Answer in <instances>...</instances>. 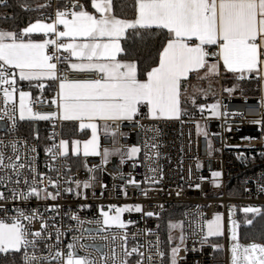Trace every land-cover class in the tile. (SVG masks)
Listing matches in <instances>:
<instances>
[{
    "label": "snow or ice",
    "instance_id": "snow-or-ice-1",
    "mask_svg": "<svg viewBox=\"0 0 264 264\" xmlns=\"http://www.w3.org/2000/svg\"><path fill=\"white\" fill-rule=\"evenodd\" d=\"M4 3L5 0H0V4ZM21 7L26 11L49 9L52 0L42 3L35 0L34 8L28 0H21ZM153 39L160 44L157 58L152 66L143 68L133 53L138 44ZM209 57H215V61L209 63ZM221 63L226 72L238 74L237 80L245 79L246 74L264 78V0H57L52 14L41 13L35 22L20 31L0 29V100L5 105L11 104L5 114L17 111L15 98L18 95L20 120L76 121L79 130L91 131L90 139L84 141L61 138L57 142L53 133L49 137L51 145L45 147L49 157L48 173L35 168V157L29 155L36 153L35 146L22 153L20 148L26 146L27 141H12L8 145L0 141V173H3L0 188L7 189V193L0 191V202H3L0 211L5 213L4 218H0V254L14 258L16 253H21L23 264H95L78 255L75 243L68 244L66 252L61 249L63 232L57 227L55 217L46 218L39 208L25 211L21 207H16L15 215L8 217L4 204L32 198L56 200L60 196L61 182L74 183L79 188L81 182L69 175L71 168L66 162L73 156H101L104 163L117 154L121 155V163L133 159L141 152L138 146L128 147L126 153L119 148L101 151L98 122H103V134L110 135L115 144L117 138L124 135L119 131V124L136 121L142 108L147 109L150 119L179 118L182 81L188 80L191 73L199 74L201 69L205 73L200 79L219 75ZM61 65L66 66L65 71L71 69L97 76L68 80L59 68ZM46 80L59 81L57 113L33 112L32 107L25 104L30 93L19 86L21 81H28L30 86L35 81L34 86L42 90ZM224 90L231 93L235 87ZM210 91L211 86L207 91L194 87V92L204 95ZM190 99L195 105V95ZM51 103L57 104V100ZM206 107L213 116L220 115L219 102L200 105L199 109L203 113ZM10 119L15 128L16 116ZM109 122L117 123V130H113ZM199 127L197 125L198 130ZM36 139H39L38 133ZM150 147L155 149L157 145L153 143ZM6 148L11 149V155L5 154ZM97 167L99 165L89 166L85 160L88 172ZM196 167L201 165L198 163ZM220 175V172L212 173L214 177ZM90 179L82 182L85 189L91 187ZM127 183L137 182L133 178ZM133 210L140 212L141 206L110 205L108 210L101 209L103 223L124 229L133 221L123 220L122 214ZM45 211L58 215L59 205H50ZM243 211L261 215L259 208L247 207ZM146 215L151 217L154 213ZM70 218L79 220L76 215ZM253 219L246 223L251 225ZM220 220L217 214L214 220L207 222L208 235L220 234ZM33 223H39L38 230H31ZM169 227L182 229L183 225L176 223ZM123 239L127 240V234ZM231 239L237 240L234 230ZM179 241L172 248L171 264H177L176 258L185 241L183 233ZM38 251L47 255H37ZM138 251L135 247L130 251L125 249V255L132 256ZM231 252L232 264H264V244L236 243Z\"/></svg>",
    "mask_w": 264,
    "mask_h": 264
},
{
    "label": "built area",
    "instance_id": "built-area-1",
    "mask_svg": "<svg viewBox=\"0 0 264 264\" xmlns=\"http://www.w3.org/2000/svg\"><path fill=\"white\" fill-rule=\"evenodd\" d=\"M56 4L57 0H52V8L44 9V14H52ZM59 68L68 80L94 79L97 76L96 73L71 69L65 71L63 65ZM243 80L246 78L237 81ZM19 86L23 89L21 82ZM46 87L42 90L37 88L38 94L31 97L27 106L32 107L33 112L57 113L59 100L48 96ZM54 99L57 104L51 103ZM217 102L220 104L219 116H213L207 107L203 113L199 109L200 105ZM15 104L17 111L5 114L11 104L5 105L0 100V141L5 145L12 141H27V145L20 148L22 153L35 146L36 153H29L35 157V168L38 172L48 173L46 164L49 157L45 154V147L51 145L49 137L53 133L57 142L64 139L66 121L20 120L19 103L15 101ZM13 115L17 118L15 128L10 119ZM27 121L35 125V132L30 131ZM136 121L119 124V131L124 135L119 136L115 144L110 135L102 132L99 136L101 151L119 148L126 153L128 147L138 146L141 152L136 157L126 159L124 163H121L119 154L110 156L107 163L101 156L84 157L80 163L71 157L66 161L71 168L69 175L81 182L79 188L74 183L61 182L60 196L56 200L8 201L4 204L7 216L15 215L16 207L25 211L39 208L46 218L55 217L57 227L63 232L61 249L66 252V246L75 243L78 255L95 264H123L124 261L127 264H165V242L158 221L169 207L179 205L182 206L185 241L176 258L177 264H217V248L209 240L224 238V224L230 206L264 207V191H261L264 187V160H261L264 156V96L226 95L220 87L215 99L202 102L193 110L183 111L179 118L150 119L141 113ZM109 123L113 130H117V123ZM37 133L39 139H36ZM153 143L157 145L155 149L150 147ZM5 154L11 155V149L6 148ZM85 160L89 166L99 167L90 173L85 168ZM198 163L200 168L196 167ZM213 172L221 175L214 177ZM234 174L239 175L233 179ZM90 177L91 187L85 189L82 182ZM133 178L136 184L127 183ZM65 188L72 191H64ZM48 190L54 191L52 188ZM0 191L7 193L5 188H0ZM50 205H59L58 215L45 211ZM110 205H140L141 211L123 214V220L133 221L126 228L109 227L103 223L101 209L108 210ZM148 212L154 215L149 217L146 215ZM217 214L221 217L222 230L219 235H208L207 222L214 220ZM73 215L79 220H72L70 217ZM4 216L5 213L0 211V218ZM39 227V223H33L31 230ZM125 234L126 241L123 239ZM179 236L175 237V244L180 243ZM228 241L226 235L223 247L226 253L229 252ZM133 247L139 250L138 253L126 256L125 249L130 251ZM159 252L165 255L161 257ZM37 255L47 253L38 251ZM223 263L229 264L227 259ZM0 264H23L22 254L16 253L14 258L0 254Z\"/></svg>",
    "mask_w": 264,
    "mask_h": 264
},
{
    "label": "trees",
    "instance_id": "trees-1",
    "mask_svg": "<svg viewBox=\"0 0 264 264\" xmlns=\"http://www.w3.org/2000/svg\"><path fill=\"white\" fill-rule=\"evenodd\" d=\"M32 6L35 7V0H28ZM39 2H44V0H39ZM5 4L7 6H5ZM44 9L40 11H26L21 7V0H5L4 4H0V29L4 30H13L20 31L21 29L27 27L30 23L34 22L37 18L41 16V13H44ZM123 43V42H122ZM160 47V44L157 43L156 39H153L150 42H147L143 45H137L133 55L137 56L141 61V67L147 68L153 65V61L157 58V51ZM227 83L229 87H235L239 93L247 95H255L259 93V84L254 79H246L243 81H237L233 74L224 73L222 76V84ZM23 88L30 89L33 96L38 94L37 87L30 86L29 83L22 84ZM55 83H47L46 93L48 96H53L55 93ZM216 96L210 98H198L195 105L188 101L183 100V105L186 110H193L195 107L206 101H211L215 99ZM26 125L30 128V131L35 132V125L31 121H27ZM31 134V133H30ZM76 126L72 127L71 135H77ZM264 160V156L261 158ZM239 174H234L233 179L236 178ZM239 182V180H238ZM241 188V187H240ZM230 191V190H229ZM241 192V190H240ZM182 206L176 205L171 206L164 212L159 218V229L161 230L164 242H165V251H166V262L168 252L173 244H175V229L169 227L170 224L182 223ZM255 218L253 219V217ZM237 218L240 222V237L244 243H261L264 244V207L261 208V215H255L254 213H243L240 209L237 213ZM253 219L251 225L246 223V220ZM169 236L172 239H169ZM221 240V239H217ZM215 256L218 259L217 264H223L224 254L221 251H216ZM165 262V264H166Z\"/></svg>",
    "mask_w": 264,
    "mask_h": 264
},
{
    "label": "crops",
    "instance_id": "crops-1",
    "mask_svg": "<svg viewBox=\"0 0 264 264\" xmlns=\"http://www.w3.org/2000/svg\"><path fill=\"white\" fill-rule=\"evenodd\" d=\"M118 58H120V57H118ZM214 61H215V57H209V63H212ZM204 73H205V70L204 69H201L200 72H199V74H197V73H191L189 75L188 80L182 81V104H181L182 111H181V113L186 110L185 107H184V105H183V100H188V101L191 102V99H190V97H189L188 94H190L191 91L193 93L194 87L198 86L199 88H202V89L206 90V83L208 82V84H209L208 87L211 86V90H212L213 85L211 84V81L210 80L212 79V77H215L216 76L220 80V87L223 89V84H222V76H223V74L224 73L233 74V73H230V72H226L224 70L223 66H222V63L220 65V67H219V75H213V76H209L206 79H200L199 77H203L204 76ZM233 75L235 76V74H233ZM246 79H254V80H256L258 82V84H259V93L258 94H261L262 96H264V78H258V77H254V76H252L250 74H246ZM49 82H54L55 83V89H56L55 90V93L51 97L58 99V95L57 94H58V91H59V81L58 80H46L43 83L45 85H47V83H49ZM25 83H29V82L28 81H21V84H25ZM32 83L33 84H36L37 82L34 81ZM185 89H186V92L184 91ZM218 93L216 95H214V96H217ZM32 96H33V94H32ZM204 96L205 95H203V97ZM141 113H143V114H145V116H147V109L146 108H142ZM98 124L101 125L100 131H99V136H100V134L103 132V127H102L103 122L100 121V122H98ZM74 126H76V128H77V132H78L77 135H71L72 127H74ZM90 136H91L90 129H85L83 131L79 130V122H76V121H66L65 128H64V139H72V140L84 141V140L90 139ZM72 158L75 159L77 163L78 162L80 163V161L84 157L81 155L79 157L73 156Z\"/></svg>",
    "mask_w": 264,
    "mask_h": 264
},
{
    "label": "rangeland",
    "instance_id": "rangeland-1",
    "mask_svg": "<svg viewBox=\"0 0 264 264\" xmlns=\"http://www.w3.org/2000/svg\"><path fill=\"white\" fill-rule=\"evenodd\" d=\"M211 81V84L213 85V88H212V90L210 91V92H208V94H207V96L205 95L204 97H203V95L204 94H202V93H198V92H194L193 91V93H192V91L190 92V94H188L189 95V97H192L193 95H195V97H196V101L198 100V98H210V97H212V96H214V95H216L218 92H219V90H220V80L215 76V77H212V79L210 80ZM208 82L206 83V90L209 88L208 87ZM226 88H232V87H229L228 86V84L227 83H224V85H223V92H224V94H231V93H235V94H238L239 92L237 91V90H235V91H233V92H231V93H229V92H226L224 89H226ZM23 91H25V92H29L30 93V96L25 100V104L27 105V102L31 99V97H32V92L30 91V89H22ZM15 101H17L18 103H19V98H18V95L16 96V98H15ZM26 116H27V113H26ZM247 207H253V208H259L260 210H261V208L260 207H258V206H242V207H236V206H230V208H229V211H228V218H227V220H226V223L224 224V230H223V232H224V238L223 239H221L220 237H218V238H215V239H211V240H209V242L211 243V244H213L216 248H217V250L218 251H221L222 250V252H223V254H224V257H223V260H225V259H227L228 260V263L229 264H232V252H231V249H232V247H233V245L234 244H236V243H239L240 245H244V246H247V245H250V244H252V243H256V242H251V243H244L242 240H241V237H240V222H239V220H238V218H237V213H238V211H239V209L243 212V213H245L244 211H243V209L244 208H247ZM124 214V213H123ZM123 214H122V219H123ZM182 224V223H181ZM221 225H222V221L220 220V229H221ZM110 227V226H109ZM182 230H183V228L181 229V228H176L175 229V236H178L179 234L181 235V233H182ZM222 230V229H221ZM220 230V231H221ZM233 230L235 231V233H236V236H237V240L236 241H234V240H232L231 239V236H232V232H233ZM225 231H226V234H225ZM226 235H227V237H228V253H226V251H225V249H223V247H224V241H225V237H226ZM217 239H221V240H217ZM256 244H261V243H256ZM177 244H173L172 246H171V248H170V250H169V252H168V255H167V262H166V264H171V262H172V248L173 247H175ZM224 264V263H223Z\"/></svg>",
    "mask_w": 264,
    "mask_h": 264
}]
</instances>
